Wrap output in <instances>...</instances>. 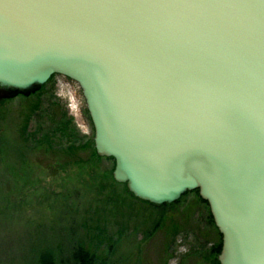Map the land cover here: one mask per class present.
Wrapping results in <instances>:
<instances>
[{"label":"water","instance_id":"water-1","mask_svg":"<svg viewBox=\"0 0 264 264\" xmlns=\"http://www.w3.org/2000/svg\"><path fill=\"white\" fill-rule=\"evenodd\" d=\"M78 84L93 145L137 199L188 191L219 264H264V0H0V87Z\"/></svg>","mask_w":264,"mask_h":264},{"label":"rangeland","instance_id":"rangeland-1","mask_svg":"<svg viewBox=\"0 0 264 264\" xmlns=\"http://www.w3.org/2000/svg\"><path fill=\"white\" fill-rule=\"evenodd\" d=\"M93 134L81 89L61 75L2 97L0 264H80L78 251L91 264H215L221 235L198 193L137 199L112 158L93 157Z\"/></svg>","mask_w":264,"mask_h":264},{"label":"trees","instance_id":"trees-1","mask_svg":"<svg viewBox=\"0 0 264 264\" xmlns=\"http://www.w3.org/2000/svg\"><path fill=\"white\" fill-rule=\"evenodd\" d=\"M92 147H93V142H91V148ZM92 152H93V157H95L96 159L99 158L95 154L94 148L92 149ZM195 192L198 193L197 191H195ZM199 200L208 207V205H207V203L205 201L201 200L200 198H199ZM161 206H166V205H161ZM209 221L213 224L212 217H211L210 213H209ZM213 226H214V224H213ZM220 249H221V240L219 239V243H218V245H217V247L215 249V254H214V263L215 264H218L217 256L220 253ZM73 257H74V260H75L76 263H80V264H91V258L88 257L87 254L82 253L81 251H78L77 253H75ZM40 264H53L50 255H48V254H42L40 256Z\"/></svg>","mask_w":264,"mask_h":264},{"label":"flooded vegetation","instance_id":"flooded-vegetation-1","mask_svg":"<svg viewBox=\"0 0 264 264\" xmlns=\"http://www.w3.org/2000/svg\"><path fill=\"white\" fill-rule=\"evenodd\" d=\"M14 92L6 90L5 88L0 87V101L2 100V97L13 95Z\"/></svg>","mask_w":264,"mask_h":264}]
</instances>
